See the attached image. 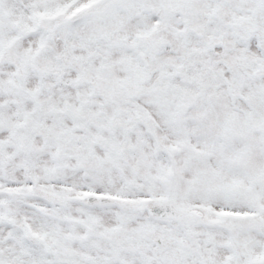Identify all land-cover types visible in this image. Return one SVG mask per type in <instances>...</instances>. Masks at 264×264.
Listing matches in <instances>:
<instances>
[{
	"label": "snow or ice",
	"instance_id": "1",
	"mask_svg": "<svg viewBox=\"0 0 264 264\" xmlns=\"http://www.w3.org/2000/svg\"><path fill=\"white\" fill-rule=\"evenodd\" d=\"M0 264H264V0H0Z\"/></svg>",
	"mask_w": 264,
	"mask_h": 264
}]
</instances>
